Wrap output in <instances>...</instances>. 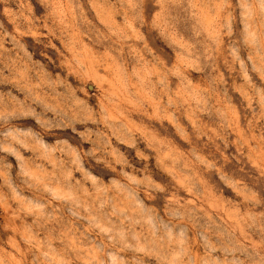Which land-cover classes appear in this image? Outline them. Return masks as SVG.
Instances as JSON below:
<instances>
[{
    "label": "rangeland",
    "instance_id": "374dc122",
    "mask_svg": "<svg viewBox=\"0 0 264 264\" xmlns=\"http://www.w3.org/2000/svg\"><path fill=\"white\" fill-rule=\"evenodd\" d=\"M0 264H264V0H0Z\"/></svg>",
    "mask_w": 264,
    "mask_h": 264
}]
</instances>
